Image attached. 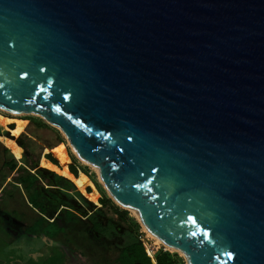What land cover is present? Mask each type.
<instances>
[{"label": "water", "instance_id": "water-1", "mask_svg": "<svg viewBox=\"0 0 264 264\" xmlns=\"http://www.w3.org/2000/svg\"><path fill=\"white\" fill-rule=\"evenodd\" d=\"M0 108L186 264H264V0H0Z\"/></svg>", "mask_w": 264, "mask_h": 264}, {"label": "rangeland", "instance_id": "rangeland-1", "mask_svg": "<svg viewBox=\"0 0 264 264\" xmlns=\"http://www.w3.org/2000/svg\"><path fill=\"white\" fill-rule=\"evenodd\" d=\"M16 120H20L22 123L14 129H10L11 125L14 124ZM0 142L9 150L18 164L21 161L32 169L40 165L42 154L47 152L51 153L56 159H58L61 165L69 163H75L77 165L79 171L78 179H73L62 172H59L57 168L50 166L49 168L47 167L48 169H45L46 173L44 182L50 184V182H53L51 178L55 175L69 177V181L71 179L70 182L73 187L78 190V192L74 191L71 192V194L73 193L72 195H76L78 201H80L78 202L76 200L79 207L73 208L78 213L77 217L79 218V231L77 235L74 236V239L82 246H90L94 255L98 254L97 242H101V244L105 245L103 246L105 247V250L100 248V252L104 250L103 254H105V256L113 258L118 254V251L122 246L130 243L137 234L142 233L144 245L152 254L162 249L169 251L172 254H176L185 262L181 253L175 250H169L163 245V243L158 242L157 239L152 237L142 226L137 215L133 211L118 206L110 198L105 186L98 176V170L94 166L81 161L75 155L69 142L63 136L61 131L57 127L47 123L42 117L38 115H14L0 109ZM1 143L0 169L3 166L4 161L9 160V154L4 150V146ZM49 176L52 177L50 178ZM93 181H95L100 186L101 190L104 191L105 195L111 199L112 204H107L104 207L100 205L97 199V193L99 191L96 190ZM64 186L66 188H71L70 184ZM89 186L92 189L91 193L86 191V188ZM10 194H13V196L16 197L11 201H8L7 196ZM46 195L49 197L48 194ZM61 197L63 196L60 195L57 201H59ZM29 200L33 199H30L27 195V201H25L24 197L18 193L17 189L14 186L9 185L0 197V220L5 218L8 221L7 223L12 222V220H21V211H29L30 209H33L34 206H37L38 209L43 211L42 208L38 207L37 203L31 201L32 204H30ZM7 207L14 208V211H4ZM116 208L119 212L126 211L127 214L125 219L115 212ZM23 212L25 213V211ZM24 217H26V213ZM6 225H0V264H41L42 261L38 258H33L32 260L33 250L27 249L29 245H33L34 243L24 237L25 242L24 246H22L20 237L16 236L13 238H7ZM8 225L16 231V227H12L11 224ZM136 225H138V227H136ZM40 226L41 224L36 225L35 228L37 229ZM85 226H87V228H91L92 226L94 229L95 234L92 233V237H89L91 234H88L86 237L84 230V235H82L83 233H81V230L84 229ZM56 230L55 226H49L47 230H45V233H54ZM97 234H100L101 236H97ZM28 253H30L29 257ZM64 263V258L59 253L55 252L52 257L48 258V260H46V258L44 260V264Z\"/></svg>", "mask_w": 264, "mask_h": 264}, {"label": "crops", "instance_id": "crops-1", "mask_svg": "<svg viewBox=\"0 0 264 264\" xmlns=\"http://www.w3.org/2000/svg\"><path fill=\"white\" fill-rule=\"evenodd\" d=\"M3 148L4 150H6L5 146ZM7 153L9 154V160L7 161L5 160L3 163V166L0 169V197L5 191V189L9 185H12L17 189L18 193L24 197L25 201H27V194L25 193L23 186L17 183L16 181L19 177L22 176V174H24L25 168L33 174H36L37 171L41 169H48L47 167H43L41 165V160L43 159V155L46 153L42 154L40 165L34 167V169L26 166L24 163L20 161L19 164L17 163V168L15 170H11L8 165L9 162H11L14 157L10 152H7ZM5 171L7 172L4 173ZM42 186L44 188H49L52 190L56 188L55 186L46 184L43 179H39L38 182H36L34 189L39 190L40 187ZM15 197L16 196H13V194H10L9 196H7V199L8 201H11ZM39 201L43 202V206L45 208L44 212H41V210L38 208H33V209H30L29 211L23 210L26 213V217H24L25 213L21 211L20 213V215L22 216L21 220H17V221L12 220V222L10 223H7L8 221L5 218H3V220H0V225L7 224L6 225L7 226L6 227L7 238H13L16 236L20 237L22 246H24V242H25L24 237H26V239H29L31 240V242L34 243L33 245H29V247H27L28 250H33L32 260L33 258H38L44 264L45 258L46 260H48V258L52 257L55 252V253H59L64 258V262H65L64 264H77V263H80V264H119L118 257L120 255L122 248H124L125 245L122 246L119 249L118 254L112 258V257H107L105 256V254H103L105 250V247L103 246L105 245L101 244V242H97L98 243L97 244L98 254L94 255L90 246L89 247L87 245L82 246L78 243L77 240L74 239V236L77 235L79 231V226H78V223H75L74 221H71L68 219V216L63 211V209H65L64 206L58 203L57 200L55 199H50V198L47 199L45 197V193L41 195V198L39 199ZM4 211L13 212L14 208L7 207L5 208ZM41 219H43V223L39 227L38 233L37 234L30 233L29 229L34 227L35 223ZM54 221L57 222L56 226L53 223ZM8 224H11L12 227L13 226L16 227L15 228L16 231L13 230L11 227H9ZM49 226H55V230L56 228L57 230L54 233L49 232L48 234H46L45 230H47ZM83 230L86 234L85 235L86 237L88 236V234H91L89 235V237H92V233L95 234L92 226L91 228H87V226H85L84 229L81 230V233H83L82 235H84ZM97 236H101V235L97 234ZM100 248H103L104 250L100 252ZM29 254L30 253H28V257L30 256Z\"/></svg>", "mask_w": 264, "mask_h": 264}, {"label": "trees", "instance_id": "trees-1", "mask_svg": "<svg viewBox=\"0 0 264 264\" xmlns=\"http://www.w3.org/2000/svg\"><path fill=\"white\" fill-rule=\"evenodd\" d=\"M22 122L20 120H16L14 124L11 125L10 129H14L16 126L20 125ZM7 152H9L8 149H6ZM41 164L43 167H55L58 169L59 172H62L63 174L72 177L73 179H78L79 177V171L78 167L75 163L72 164H66V165H61L51 153H46L43 155V159L41 160ZM9 167L11 170H15L17 168V161L13 158L11 162H9ZM24 168V167H23ZM22 168V169H23ZM45 169L39 170L36 174H33L29 172L25 168L24 174H22L21 177L17 179V183L21 184L23 186V189L25 193L28 195V197L33 200H29V203L32 204L31 201H34L37 203L39 208H42L44 212L45 208L43 206V202L39 201L41 198V195L45 193V197L47 199H55L57 200L60 195L63 197L60 198L58 203H60L62 206L65 207L63 211L66 213L68 216V219L71 221H74L75 223L79 222V218L77 217V212L74 207H79L77 201L78 198L76 195H72L71 192H78L72 185V183L63 177L62 175H55V176H49L53 182H50L52 185L55 186V189H49V188H44L43 186L40 187L39 190H35V184L38 182L39 179L45 180ZM70 184L71 188H66L64 185ZM93 185L95 186L96 190L99 191L97 193V199L98 202L102 207L106 206L107 204H112L111 199H109L103 190H101L100 186L93 181ZM91 187H87L86 191L88 193H91ZM49 197H47V195ZM83 198V197H82ZM84 199V198H83ZM77 200V201H76ZM85 200V199H84ZM80 202V201H78ZM34 208H37V206H34ZM115 212L120 215L123 219L126 218V211L119 212L118 209H115ZM93 214V213H92ZM91 214V215H92ZM43 219L39 220L38 222L35 223L34 227L29 229V232L32 234H37L39 231V228H35L36 225L42 224ZM54 225H57V222H53ZM138 227V225H136ZM94 231V229H93ZM48 234V233H46ZM118 263L119 264H185V262L180 259L176 254H172L169 251L166 250H158L154 256H152L149 251L146 249L144 242L142 240V233L137 234L133 240L125 245L124 248H122L120 255L118 257Z\"/></svg>", "mask_w": 264, "mask_h": 264}, {"label": "bare ground", "instance_id": "bare-ground-1", "mask_svg": "<svg viewBox=\"0 0 264 264\" xmlns=\"http://www.w3.org/2000/svg\"><path fill=\"white\" fill-rule=\"evenodd\" d=\"M1 109V108H0ZM2 110H4V109H2ZM4 111H6V110H4ZM7 113H9L8 111H6ZM10 114H13V113H10ZM14 115H16V114H14ZM50 124V123H49ZM52 125V124H51ZM54 126V125H53ZM56 127V126H55ZM58 128V127H57ZM59 129V128H58ZM60 130V129H59ZM68 141V140H67ZM69 142V141H68ZM69 144H70V142H69ZM71 146V145H70ZM73 150V149H72ZM73 152L75 153V151L73 150ZM75 155L81 160V161H83L84 163H87V162H85L84 160H82L76 153H75ZM87 164H89V163H87ZM91 165V164H90ZM92 166H94V165H92ZM95 167V166H94ZM97 170H98V168L97 167H95ZM117 205H119L118 203H116ZM119 206H121V205H119ZM121 207H123V206H121ZM124 209H126L125 207H123ZM127 210H131V209H127ZM131 211H133V210H131ZM136 215H137V213L135 212V211H133ZM137 217H138V215H137ZM139 219V218H138ZM145 228V227H144ZM146 231L152 236V237H154L155 239H157L155 236H153L147 229H146ZM157 241L158 242H160V243H163V242H161L159 239H157ZM163 245L166 247V248H168L169 250H173V249H171V248H169L167 245H165L164 243H163Z\"/></svg>", "mask_w": 264, "mask_h": 264}, {"label": "flooded vegetation", "instance_id": "flooded-vegetation-1", "mask_svg": "<svg viewBox=\"0 0 264 264\" xmlns=\"http://www.w3.org/2000/svg\"><path fill=\"white\" fill-rule=\"evenodd\" d=\"M69 164H72V163H69ZM63 176V175H62ZM71 176V175H70ZM63 177H65L66 179H68L69 180V177H66V176H63ZM70 181H71V179H70Z\"/></svg>", "mask_w": 264, "mask_h": 264}, {"label": "built area", "instance_id": "built-area-1", "mask_svg": "<svg viewBox=\"0 0 264 264\" xmlns=\"http://www.w3.org/2000/svg\"><path fill=\"white\" fill-rule=\"evenodd\" d=\"M147 250L149 251V249H147ZM149 253H150L152 256H154V254H155L156 252L152 254V253L149 251Z\"/></svg>", "mask_w": 264, "mask_h": 264}]
</instances>
